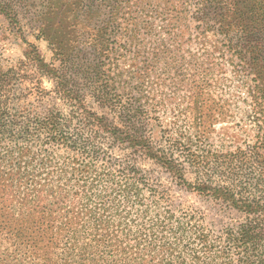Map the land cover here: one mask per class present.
<instances>
[{"label":"trees","instance_id":"trees-1","mask_svg":"<svg viewBox=\"0 0 264 264\" xmlns=\"http://www.w3.org/2000/svg\"><path fill=\"white\" fill-rule=\"evenodd\" d=\"M0 16L24 43L0 57V264H133L140 241L161 253L147 264H264V0H0ZM227 81L247 138L210 146ZM146 160L239 219L211 238Z\"/></svg>","mask_w":264,"mask_h":264},{"label":"rangeland","instance_id":"rangeland-1","mask_svg":"<svg viewBox=\"0 0 264 264\" xmlns=\"http://www.w3.org/2000/svg\"><path fill=\"white\" fill-rule=\"evenodd\" d=\"M24 24L25 27L28 26V22L26 20H22V25ZM4 25L5 22H2V18L0 16V30H5L6 27ZM25 37L28 40L33 41L39 47L41 53L44 54L45 58L49 59L50 51L44 40H36L31 34H29V31H26ZM1 38L0 57L6 64L14 63L22 54V48L24 46L23 41L19 37L9 33H4ZM226 75L229 77V74ZM233 82L234 81L230 83V81H227L228 89L231 93V97L237 99V101L231 105V110L229 112L220 115L212 124L211 128L213 129V132L211 133V139H209V141L207 140V144L210 146H224L228 143L227 140L229 137H232V140L235 143H242L247 138L245 130L246 128H249V125H244L247 121L248 114V112H246L247 104L242 97L244 96V88H242L238 83ZM43 85L47 88L51 87V83L47 79L43 80ZM181 119V123L184 125L185 121H183V117H181ZM189 122H191V119H189ZM192 126L194 125H186L185 128L186 130L189 129L190 131H194ZM201 145H203V143ZM140 164L143 169L151 173L150 175L154 177L160 176L159 181L163 182V185L169 188L166 195L167 197L169 196L172 207L176 206V209L173 208L174 210H181V208L185 209L186 207H189L193 210H199L202 212L204 218L203 224L207 227L206 229L211 238L219 235V230L221 228L231 225L239 219L237 216L238 214L235 211H224L217 206H213L211 201H208L199 194H196V192L185 191L177 188L174 183L170 181L169 177H167V174L163 172V170L152 165L148 160L141 161ZM187 176L191 179L190 174ZM156 248L153 249L156 253L148 251L145 249L143 241H140L139 246L134 251L136 253L132 255L134 258L133 264H147V261L152 259L156 254L159 257L161 253H159Z\"/></svg>","mask_w":264,"mask_h":264}]
</instances>
